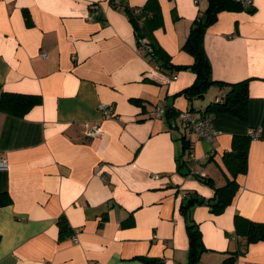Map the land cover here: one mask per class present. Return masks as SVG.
Listing matches in <instances>:
<instances>
[{
	"label": "crops",
	"instance_id": "1",
	"mask_svg": "<svg viewBox=\"0 0 264 264\" xmlns=\"http://www.w3.org/2000/svg\"><path fill=\"white\" fill-rule=\"evenodd\" d=\"M146 1L0 0V95L39 99L21 118L0 111L8 164L0 193L11 200L0 208V264H190L188 219L206 250L197 264H221L239 247L235 215L264 224V0L219 13L203 35L212 80L246 81L249 97L246 123L211 117V143L187 135L178 116L204 110L226 88L212 86L191 102L175 97L195 74L160 69L138 48L125 9ZM156 1L155 41L170 64L191 66L182 47L207 0ZM101 104L112 117L102 116ZM160 106L171 113L156 117ZM84 123H97L101 134L83 136ZM234 136L251 138L246 173L236 177L230 205L214 214L207 205L214 190L196 176L215 188L231 179L223 156ZM178 160L186 162L180 171ZM191 196L202 202L185 215ZM60 218L71 236L60 237ZM235 264H264V241Z\"/></svg>",
	"mask_w": 264,
	"mask_h": 264
},
{
	"label": "trees",
	"instance_id": "2",
	"mask_svg": "<svg viewBox=\"0 0 264 264\" xmlns=\"http://www.w3.org/2000/svg\"><path fill=\"white\" fill-rule=\"evenodd\" d=\"M247 2L242 0H207V10L202 16L206 17L204 23L201 18L196 19L190 29L189 35L182 47V50L194 58L191 66H173L170 64V58L165 51L158 45L153 37V32L162 26L160 7L156 0H147L140 8L125 9L130 21L132 22L137 39V46L149 58V61L157 65L160 69L165 70H190L195 74L194 83L175 97H184L188 101L202 98L207 90L212 87L226 88V92L218 97V101H213L202 111L186 110L189 113H199L207 116L228 115L240 122L246 123L248 120V88L247 82H238L227 84L214 81L211 78V66L204 51L199 53L198 47L200 37H203L206 29L216 22L217 16L222 12H241L244 10ZM248 4V3H247ZM250 11V10H248ZM201 16V17H202ZM26 23L29 24V18L25 15ZM140 20L143 22L140 23ZM146 42H143L145 41ZM39 99L36 96H25L17 94L2 93L0 95V111L9 115L21 118L30 108L37 105ZM169 113V110H165ZM171 113V112H170ZM183 151L189 148L188 141L184 138ZM251 138L249 136H234L232 139L231 150L223 156L227 170L231 175V179L220 188H215L213 182L209 178L199 177L198 180L212 187L214 190L213 198L207 202L210 211L214 214L220 213L224 208L230 205L235 193L238 190L236 177L244 175L247 169V154ZM185 161L178 160V169L185 166ZM11 202L7 193H0V208L9 205ZM197 202L192 196L182 206V211L186 213ZM203 204V203H202ZM60 237H67L73 234L65 218L57 221ZM187 234L189 238V254L192 264H197L199 256L205 252L202 243L201 234L198 225L192 220L187 221ZM234 234L239 240V247L233 253L222 261L221 264H235L238 257L243 255L248 246L264 241V224L252 222L239 215L234 216ZM147 264H159L161 261L138 258Z\"/></svg>",
	"mask_w": 264,
	"mask_h": 264
},
{
	"label": "built area",
	"instance_id": "3",
	"mask_svg": "<svg viewBox=\"0 0 264 264\" xmlns=\"http://www.w3.org/2000/svg\"><path fill=\"white\" fill-rule=\"evenodd\" d=\"M43 58L46 56L41 55ZM174 79V76H172ZM218 101V98H215ZM99 111L104 117H112L111 112H109V107L105 104L99 105ZM165 112V106H160L156 108V117L161 116ZM178 119L184 128L187 135L196 134L199 138L211 143L214 139L215 132L212 128V119L210 116L202 115L199 113H189L182 112L179 114ZM101 134V128L97 123L94 124H83L82 125V135L88 138H95ZM249 136L256 138L257 135L253 132H249ZM189 158H192V154L188 153ZM8 164L5 158L0 157V170H7ZM73 242L76 243V239L73 238Z\"/></svg>",
	"mask_w": 264,
	"mask_h": 264
},
{
	"label": "water",
	"instance_id": "4",
	"mask_svg": "<svg viewBox=\"0 0 264 264\" xmlns=\"http://www.w3.org/2000/svg\"><path fill=\"white\" fill-rule=\"evenodd\" d=\"M206 21V17L205 16H202L201 17V22L204 23ZM198 51L199 53H202L203 52V37H200V43H199V47H198ZM193 200L201 203L202 202V199L201 198H198L196 196L192 197ZM193 261L190 259V264H192Z\"/></svg>",
	"mask_w": 264,
	"mask_h": 264
},
{
	"label": "rangeland",
	"instance_id": "5",
	"mask_svg": "<svg viewBox=\"0 0 264 264\" xmlns=\"http://www.w3.org/2000/svg\"><path fill=\"white\" fill-rule=\"evenodd\" d=\"M209 90V89H208ZM208 90H207V92L203 95V98H205V96H207V94H208ZM199 261H197V263H198Z\"/></svg>",
	"mask_w": 264,
	"mask_h": 264
}]
</instances>
